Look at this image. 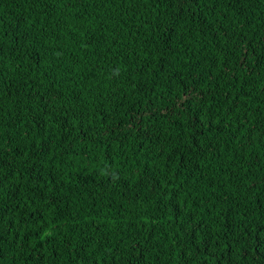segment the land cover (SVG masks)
I'll use <instances>...</instances> for the list:
<instances>
[{
    "label": "trees",
    "instance_id": "16d2710c",
    "mask_svg": "<svg viewBox=\"0 0 264 264\" xmlns=\"http://www.w3.org/2000/svg\"><path fill=\"white\" fill-rule=\"evenodd\" d=\"M0 264H264V0H0Z\"/></svg>",
    "mask_w": 264,
    "mask_h": 264
}]
</instances>
